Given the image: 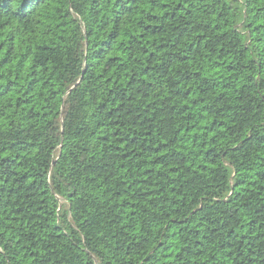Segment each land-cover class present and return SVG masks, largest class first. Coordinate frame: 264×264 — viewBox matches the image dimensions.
Segmentation results:
<instances>
[{"label": "trees", "instance_id": "16d2710c", "mask_svg": "<svg viewBox=\"0 0 264 264\" xmlns=\"http://www.w3.org/2000/svg\"><path fill=\"white\" fill-rule=\"evenodd\" d=\"M0 264H264V0H0Z\"/></svg>", "mask_w": 264, "mask_h": 264}]
</instances>
